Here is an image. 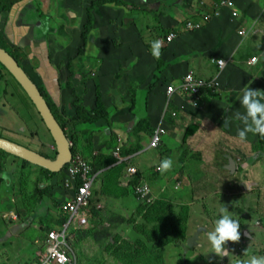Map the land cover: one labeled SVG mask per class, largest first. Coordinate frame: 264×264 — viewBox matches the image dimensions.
Wrapping results in <instances>:
<instances>
[{"label":"rangeland","instance_id":"374dc122","mask_svg":"<svg viewBox=\"0 0 264 264\" xmlns=\"http://www.w3.org/2000/svg\"><path fill=\"white\" fill-rule=\"evenodd\" d=\"M35 1L40 2L39 5L35 2L34 6L40 9L42 18L44 14L50 16L49 26L53 27L54 34L51 33L49 36L50 57L47 54L49 64L52 63V59L56 61V64L59 62L62 67H65V63L74 59L70 58L79 47L81 19L79 17L76 21H71L68 17L71 13L68 12V14L64 8L62 9V6L65 5L71 6V4H68L70 0ZM84 1L87 2L88 0H79L80 4H83ZM118 1L121 2L120 5L105 4L93 10L94 21L87 35L84 55L80 62L76 61L75 63L82 69L88 68V65L90 68H95L91 69L95 73H91L90 77L100 75L102 80L104 81L105 79L106 81V78L109 79V77L116 75L117 79L122 80L123 84H127V91L120 94V97L122 103L128 106V108H125L126 113L128 111L131 113L127 120L133 122L134 116L132 115L137 111V106L143 96L145 87L152 83L157 84L159 78L161 81L160 74L162 71L167 69L172 71V75L168 77L169 79L173 75L183 73L186 69H191L192 62H196L198 68L200 65L206 64L207 61L211 63V57L196 56V54L201 53L195 51L191 52V54L195 55L194 57L181 55L178 59L179 61L173 63L165 51L169 45H165V41L162 38L164 32L172 30L176 26L178 22L176 17L186 23L192 16H201L203 14V8H201L202 11L190 12L192 1L169 0L171 12L158 18H154L148 11L144 13L137 8L154 10L161 0ZM259 2L264 9V0H259ZM131 16L134 20L133 24L125 26L122 23L123 18ZM193 20L190 22L199 21L196 18H193ZM260 21L261 19L256 22L254 30H257L256 26ZM249 22V24H252V31L248 36L246 46H249L250 51H256L258 49L256 46L258 36L256 34L253 35L255 20L251 19ZM185 23L183 24L185 25ZM183 24L181 23L178 29H182ZM207 24L203 23L201 30L203 27L209 28V25L205 26ZM223 29L226 37L229 29L225 26H223ZM189 36L192 38L194 35L191 34ZM220 38L223 39L222 35ZM157 40L160 42V56L158 59L153 58L150 54V44ZM231 40L236 41L235 37ZM64 44L66 46L63 49ZM91 51L94 53V59L98 58L100 59L99 61L95 62L92 59H88L93 57L92 54H89ZM164 52L166 55L162 59L161 55ZM85 59H88L91 65L87 64ZM200 59L204 60L200 61ZM158 61H163L160 68L157 66ZM136 65L137 67H135ZM259 65L261 64L259 63ZM259 65L257 64L255 68L250 70L235 69L231 71L227 69V71L225 70L226 72L224 71L220 75L214 74L209 69L206 71L207 73L203 72L202 75L211 78L210 80L214 79L216 75L217 77L215 78L219 84L214 88V92H206V94L210 93V95L205 94L204 96L202 109L207 114V121L203 123L189 115V120L186 122L196 132L197 129L195 128L198 127L192 125L193 123H208L205 125V129L209 128L208 133L213 135L212 139L214 141L211 149L215 153V164L211 166L203 164L198 167L197 169H200L201 174L198 173V170L191 169V173L198 179L195 185L198 195L192 194L193 198H195L194 204L197 209L195 210L194 223L191 225L190 230L201 232L199 233L201 236L204 234L201 242L198 241V238L195 244L191 246L187 243V239H180L182 244L179 246L177 242L180 241L176 237H165V233L159 232L156 226L154 227L153 225L151 229L150 225L146 223L143 226H139L140 230L137 232L134 227H131L129 232L133 231L131 232L132 234L126 239H119L120 242L118 243L126 242L132 246L133 256L126 259L125 263H116L112 257L105 256L103 249L106 248L105 244L107 243L98 247L92 246L91 240L88 238V242L85 240L84 242L86 243L77 246V253L72 244L69 245L76 255L78 264H156L152 262L154 254L151 255L152 258L150 257V252L153 250L157 252V259L159 260H162L166 253L164 264H237V261H246L251 256H264V144L260 145L258 135L251 133L247 135L245 141H240L236 132L238 128L242 127V124L235 118L236 112H243L237 97L244 85L251 83L249 85L250 88L260 89L264 92V66L261 65L260 68ZM195 71L198 72L197 70ZM163 76V81H166L167 74ZM84 78L85 75L81 74L80 79L84 80ZM130 82H132L134 87L130 86ZM87 86L88 89L83 95V92L76 89L77 93L82 95L83 101L86 102V104H82L85 109L89 111L94 107L95 94L99 91L103 107L105 109L110 108L113 111L112 106L115 103L111 93L112 86H109V83L105 84L104 90L99 88V85L98 90H93V86ZM162 86L157 88L161 94ZM54 93L52 90L49 92L52 97ZM153 93H156L155 89L151 90L150 95ZM26 97L22 88L0 66V137L51 159L52 155L54 156V150H50L47 147L48 143H51L50 135L40 117L36 114L35 109L30 105V100L28 101ZM53 103L57 108L58 104ZM58 110L64 116L68 114V111L63 112L60 107ZM221 112L223 113L221 114ZM121 114L111 115L110 119L117 123ZM176 114L177 117L180 116V114ZM229 115L231 116L229 117ZM201 132L199 131L200 134L197 137H202L204 132ZM209 138H202V140L207 142ZM121 147H123V144ZM121 149L116 148L115 151H125ZM197 152L199 151L194 150L192 154ZM119 154L115 156V159L117 157L120 158ZM6 156H8V159H6L2 167L3 171H0V173L4 172L5 176H7V180L0 181V260H6V258L10 257H15V259L22 257V260L15 263L25 264V256H28L29 252L32 253L34 250L33 240L41 235L43 230H47L54 225V218L59 209L58 205L62 203L58 201V196H63L62 194L56 195L55 192L57 187L61 185L63 172L58 173L53 178L55 179L52 181L54 182L53 184H46L51 179L46 178V173L42 171V168L39 169V167L31 164L22 167L21 159L9 154ZM227 156L240 168L238 169L239 172L238 170L236 171L235 174L238 175H234V178H228L226 171H223L224 177L221 174L223 169L222 161H224V166H227V161H229ZM173 160L178 162L176 157ZM201 160L203 161V159ZM215 165L220 166L214 167ZM153 171L155 173H164L158 167H154ZM123 174L124 176L122 177L124 178V171ZM181 182L182 187H184L185 183ZM176 184L177 182L174 185ZM129 185L127 182L128 196L132 198V201L134 199L139 207L146 208V205L139 204L135 199L133 193L130 192ZM218 186H220L218 191L205 196L208 193H213ZM242 195L245 196L246 205L241 200ZM233 198L236 199L233 200ZM217 203L225 204L232 217L237 219L240 224L238 229L240 238L235 242H226L229 250L228 256H217L212 253L206 240L205 232L212 229L213 223L219 214L220 207L217 206ZM10 213L15 215V220L10 218ZM173 224L176 227V221ZM8 231H11L12 235H7ZM156 236H159V238L157 239ZM191 238L193 237L189 239ZM141 243L146 247L142 251L139 248ZM165 243L170 244L162 250ZM173 243H176L175 248L172 246L174 245ZM21 245L24 247L23 250ZM177 246L180 247V250ZM30 248H32V251ZM126 248H130V246ZM19 250L23 252V256L17 254Z\"/></svg>","mask_w":264,"mask_h":264},{"label":"crops","instance_id":"0c3cea01","mask_svg":"<svg viewBox=\"0 0 264 264\" xmlns=\"http://www.w3.org/2000/svg\"><path fill=\"white\" fill-rule=\"evenodd\" d=\"M192 1L190 12L199 11L202 7H204V11H212L215 6L220 4V0H188ZM39 5V1L35 0H23L19 2L17 5H15L10 11V13L4 14L2 17L3 19L0 21V26L5 29V33L8 36L11 43L14 45L19 46L22 48V51L27 52L29 62L32 64V70L33 75L38 76L37 80L38 83L40 81L42 87H45L46 91L49 93L51 90L52 92H56L57 88L54 86H57V84H53L52 80L50 78H47L46 74L43 73L44 68H48L47 66L44 67L45 61L43 59L42 62L40 61L41 55L44 56L48 54L50 48V34L53 33V27L49 26V18L50 16H47V14H44V17L40 15V12L35 10L34 4ZM237 4V11L239 12V19L235 21V23L230 22L228 12L226 10L224 11L223 17L221 19H215L213 21H210L207 25H209V28L203 27L202 30H197L194 32H188V33H182L178 35V39L175 40L173 43H165V45H169L167 49H165L166 53L170 56L173 63L178 62L179 57L181 55H187L194 57V54H191V52L197 51L196 56H204V57H211V63L207 61L206 64L200 65L199 68L197 67L196 62H192L191 69H186L183 73L179 75H173L170 77L171 82L175 83L177 80L183 76L187 72H193L196 74L197 78H203L205 80H210L211 78L205 77V75H202L203 72L207 73L206 71L209 69V71H213L214 74H219V68L216 64L212 62L213 59H225L227 61V65L225 69L221 72L223 73L225 70L230 69L231 71L235 69H251L255 68L256 65L259 63L264 66V9L261 7L259 0H236ZM37 7V6H36ZM38 8V7H37ZM64 8L65 12H70L71 14L68 15L69 19L71 21H76L77 18L80 17V14L73 10L72 7L65 5L62 6V9ZM202 11V10H201ZM49 15V14H48ZM191 15V13H190ZM196 16V15H195ZM202 16V15H201ZM201 16H196V19H199L198 22H201ZM255 17V18H254ZM178 22H181V19L176 17ZM261 19L260 22H258L256 29L255 25L256 22ZM251 19H255L254 27H253V35L256 34L258 38L256 39V51H250L249 46H246L247 39L241 41V39L237 35L238 29L245 24H249ZM258 19V20H257ZM257 20V21H256ZM223 26L227 27L229 31H227V35L225 37V32L223 29ZM176 27V26H175ZM174 27V28H175ZM193 34L194 36L190 38L189 35ZM222 35V38L220 36ZM235 37L236 41H233ZM164 41V39H162ZM234 45V46H232ZM66 45L64 44L63 49ZM244 46V47H243ZM243 47V48H242ZM188 50V51H187ZM187 53V54H186ZM89 54H92L93 57L88 58L89 60L92 59L93 61L97 62L100 59L95 58L94 59V53L91 51ZM165 52L162 53V59L165 57ZM74 56V54H73ZM71 57L70 59L74 58ZM46 57V56H45ZM253 57L257 58L256 63L249 65L248 62ZM51 59V58H50ZM88 59L86 60L87 64H90ZM184 59V58H183ZM189 59V58H188ZM73 60V73H72V79L76 83V87L83 89L87 85L93 86L94 84L91 83L92 80H89L90 74L95 73L88 65V68L82 69L79 68V65L76 66V59ZM204 59H200V61H203ZM186 61V60H185ZM33 62V63H32ZM51 66L56 71V76L60 78V90L58 89L56 98H53L52 95H50L53 98V102L57 103L58 106L63 110V112L68 111L67 115H63L66 121H68L72 114L74 113V107L72 103L75 101L74 97H71L66 89L65 85V77L68 75V71L65 67H62L59 62L51 59ZM34 64V65H33ZM261 65L259 67L261 68ZM137 67V65L135 66ZM194 69V70H193ZM176 70H178L176 68ZM197 70L198 72H196ZM53 71V70H52ZM208 71V72H209ZM225 71V72H226ZM172 71L167 69L165 71H162L160 74L161 82H163L164 74H167L166 79L168 80L169 75H172ZM174 73V72H173ZM81 74L85 75L84 80L80 79ZM214 76V79L217 82V79ZM41 77L42 80H39ZM101 78L100 83H98L99 88L104 90L105 84L109 83V86H112V90H116L117 93L120 95L123 92L127 91L126 85L122 83V80L117 79L116 75H113L111 77L106 78V81L102 80ZM105 77V76H104ZM63 78V79H62ZM88 79V80H86ZM166 80V81H167ZM42 81V82H41ZM86 81V82H85ZM133 82V80H132ZM130 82V86L134 87V85ZM169 84V85H170ZM159 86V85H158ZM76 88V89H77ZM158 88V87H157ZM155 89L156 93H153L149 96L148 105L146 108V112L144 113L145 118H148L150 121H153V118L157 121L159 124L162 111L164 110V105L166 102V97L164 96V91L162 90V94L159 92V89ZM129 89V88H128ZM114 101V100H113ZM204 101V99H203ZM207 101V99H205ZM31 103V102H30ZM32 104V103H31ZM203 104L200 106L199 109L191 110L186 108L183 112L181 111L180 116L174 119L170 120L167 119V122H164V130H165V136L161 140V146L158 150H149L147 149V140L149 137H145L143 134H139V137L144 140L138 143L139 147H135V139L132 137L133 127L135 126V123L138 119L141 120L140 116L143 114V104L140 102L137 107V111L135 115H139L137 119L133 122H129L127 119L130 117V113H126V107L128 106L123 103L120 104L118 108H116V104L112 106V110L108 108L110 111V117L111 115H116L119 113L121 114L120 119L117 123L112 122L111 127L107 128L106 130L96 129V127H93L87 131V128L84 126L78 127L76 129V132H79L80 135H75V148L76 152L74 154L78 155L84 160V156L86 159L90 160L92 158L100 157L101 155L104 158H110L113 156L115 158V149H121L126 150V154L128 156L121 157L117 159L118 161H122L126 163V168L131 167L136 169L137 173L142 177L141 182L148 185L150 190L152 191V194H154V203L152 207L159 211H163L161 213L162 217H159V219H163V227L167 229L165 232V237L172 236L174 233L171 232V225L169 224V219L167 217H171L174 221H176V235L179 239L186 238L187 243L190 237L197 236V239L199 238V242H201L203 235L201 236V232L197 230H190L191 225L194 223V214L195 210L197 209V206H195V198H193V195L197 194V177L191 173V169L198 170V167H201L203 164L211 166L214 165V158L215 153L213 151V139L212 134L208 133V129H205L206 124H192L196 125V130H193L190 125L186 124L187 120H189V115L192 117H195V119H199L201 122L205 123L207 121V114L206 112H203ZM35 109V108H34ZM139 110V112H138ZM161 111L160 115L158 116V112ZM36 112V110H35ZM115 112V113H113ZM223 112H221L222 114ZM38 115V113L36 112ZM177 115V114H176ZM39 116V115H38ZM231 115H229L230 117ZM159 119V120H158ZM169 120V121H168ZM229 123V121L227 120ZM226 123V122H225ZM157 124V125H158ZM198 125V126H197ZM200 126V128H199ZM202 126V127H201ZM69 128H65L66 137L68 133ZM190 130V133L193 134L188 136L186 133ZM103 131V132H102ZM199 131L204 132L202 137H197ZM201 132V133H202ZM214 134V133H213ZM210 137L207 142H204L202 138H208ZM3 138V137H1ZM69 139V138H68ZM105 143H111L114 145V147L110 150L105 149L104 144ZM188 143V144H187ZM123 144V147H121ZM185 145V146H184ZM47 147L51 150H54V146L52 143H48ZM139 150L138 152H136ZM194 150H197L196 154H192ZM122 151H119V153ZM125 152V151H124ZM184 152V153H182ZM229 153V152H228ZM132 154V155H131ZM0 164L3 165L6 162V159H8V156H5L3 154H0ZM178 158V162H175L173 159ZM198 158V159H197ZM166 159H169L172 161V166L164 170L162 173H155L153 171L154 167H158L159 165ZM203 159V161L201 160ZM205 159V161H204ZM195 160V161H194ZM227 160H229L227 156ZM85 161V160H84ZM92 162V161H91ZM87 165L88 163L85 162ZM223 163V169L221 171L222 176L223 171L227 172L226 167ZM89 166V165H88ZM117 165H113V168H116ZM220 165H215L214 167H218ZM237 166V170L240 169ZM90 167V166H89ZM225 167V169H224ZM91 169V168H90ZM216 169V168H215ZM109 170V168H108ZM105 171H100L97 173H93L91 170V174L94 177V184L92 187L91 192V206L92 209L95 208L100 212L98 216H96L95 219L91 218V213L88 218V225L83 231H87L89 229H97L98 231H102L105 229H110V236L111 239H114L117 242V245L119 246V243L121 239H126L127 237L132 234L129 232L131 227H134L136 232L140 230L139 226H143L146 224V221H144L145 218H143L144 213H139L140 207L138 204L134 201H132V198H130L128 195H126V186L128 179L123 178L124 176L123 172L122 174L116 173L120 176L115 174H111L110 177L104 176ZM239 172V170H238ZM198 173L201 174L202 172L200 169L198 170ZM228 178H234L235 176L230 175L229 172H227ZM159 174L158 177L155 179V181L151 182L149 178H151V175ZM207 175V174H205ZM218 175V174H217ZM238 175V174H235ZM221 177L220 175H218ZM63 178L65 179V175L63 174ZM222 178V177H221ZM117 179V183L112 182L109 184H106V182L113 181ZM55 179H51V181H47L46 184L53 183L52 181ZM185 183L184 187H182V182ZM51 182V183H50ZM177 182L176 185H174ZM219 187L214 190L213 193H208L205 196H209L211 194H214L216 191L219 190ZM56 195H63L58 196V201H61L62 203L64 201H67L70 197V192L67 190H64L63 184L57 187ZM243 196V195H242ZM62 197V198H61ZM236 198H233L235 200ZM223 200V198H221ZM244 201V204L246 205V199L245 196L242 197ZM221 204L223 203H217V206L221 207ZM225 206V204H223ZM226 207V206H225ZM227 209V208H226ZM228 210V209H227ZM230 212V211H229ZM138 213V214H137ZM55 216V222L58 219V216L61 217L60 209L56 212ZM139 215V216H138ZM34 217V216H32ZM147 220H151L150 218H147ZM207 220V219H206ZM54 225L50 228H53ZM159 226V225H158ZM150 228H153V225H150ZM14 231V229H12ZM21 230V229H20ZM19 230V231H20ZM169 230V231H168ZM129 232V233H128ZM168 232V233H166ZM45 233L46 230H43L41 235H39L37 238L33 240V246L34 250L32 253L29 252L28 256H25V264H29L33 258L35 257L36 252L39 250V245L43 242L45 239ZM12 235L11 231L7 232V235ZM122 235V236H121ZM30 237V236H29ZM120 239V240H119ZM86 242H88V239H86ZM82 242V244L86 243ZM198 242V243H199ZM126 243V242H123ZM122 243V244H123ZM19 244V243H18ZM113 244V242H112ZM131 245L130 243H126ZM173 247L176 245V243H173ZM91 245L93 243L91 242ZM181 244L179 243V246ZM177 246L180 250V247ZM175 248V247H174ZM173 248V249H174ZM21 249L23 250L24 247L21 245ZM32 251V248H30ZM23 252L21 250L18 251L17 254H22ZM154 254V257L152 258L151 255ZM107 257H112L115 261V257L119 258L121 256H113L112 252H109ZM150 257L153 259L152 262L156 264H164L165 257H163L162 260L157 259V252L151 253ZM145 259V258H144ZM22 260V257L15 259L10 257L6 258V260H0V264H16L15 262ZM116 263H120L119 261H115ZM149 263V261H147Z\"/></svg>","mask_w":264,"mask_h":264},{"label":"trees","instance_id":"16d2710c","mask_svg":"<svg viewBox=\"0 0 264 264\" xmlns=\"http://www.w3.org/2000/svg\"><path fill=\"white\" fill-rule=\"evenodd\" d=\"M21 1H23V0H0V19L2 20L3 19L2 16L4 14L10 13V11H12L13 7ZM168 1L169 0H161L160 3L158 2L157 8L154 10H147L145 8H144V10H142V8H137V9H139L141 12H144V13H147V11H148L153 15L154 18H158L161 15H168L171 12ZM86 3H88V4H86ZM120 3L121 2L118 0H88L87 2L84 1L83 4H80L79 0H70V3H68V4H71L70 7H72L74 11H76L77 13L80 14V19H81L80 20L81 21V24H80V26H81L80 44H79L78 49H76V52L74 53V56H73L74 59L77 60V62H80L81 58L84 55L85 46L87 43V35H88V33L92 27L93 21H94L93 10L96 7H100V6L105 5V4L120 5ZM202 8L205 9L204 7H202ZM35 10L40 12V9L37 7H35ZM203 12H207V11H203ZM195 17L196 16H192L188 22L194 21L193 18H195ZM133 22H134V20H133L132 16L129 18H123V21H122V23L125 26H128L130 24L132 25ZM181 23L183 24L185 22L183 20L181 22H177L175 28H173L172 30H167V32H164L163 38H165V36L169 32L176 30L178 28V26H180ZM173 42H171V43H173ZM0 47L2 49H4L6 52H8L20 66L22 63L21 67H22L23 71L26 73V75L32 81V83H34L36 85L40 95L43 97V99H44L46 105L48 106L51 114L56 119L60 128L63 129L64 134H66L65 128H67V127L69 128L67 136H68V138L72 144V147L70 149L72 154H74L76 152V148L74 146L75 145V135L74 134L80 135L79 132H76V129L78 127L84 126L87 128V131L93 127H96V129L93 128L95 130L101 129V128L106 130L107 128L111 127L112 122L110 121V111L108 109H105V107H103L102 102H101L100 97H99V91H98V93L95 91L96 92V94H95L96 99H95L94 107L91 108V110L88 111L87 109H85L82 106L83 103L86 104V102L83 101L82 95L86 93L88 86L84 87L83 89L76 87V85H75L76 83L74 82V80L71 77L72 73H73V63H72L73 60H70L66 65V70L68 71V75H67V77H65V81H66L65 85H66V89H67L69 95L71 97H74V99H75V101L72 103V105L74 107V113L72 114V117L68 121H66L67 119L64 118L63 114L59 113L58 108H56L54 103H53V101H54L53 98H56L58 89L60 90V83L61 82H60L59 76L58 77L56 76V71L51 66V64H49L50 62H49L48 56L45 55V53H44V56L42 55V59L45 61V64H46L44 67H46V66L48 67V68L43 69V73L46 74L47 78H50L52 80L53 84H57V86H54L55 88H57V90L54 93L53 98L46 91L45 87H42L40 81L38 83V80H37L38 76L33 75L32 64L29 62L27 52L22 51V48L11 43V41L9 40L8 36L5 33V29H3L2 26H0ZM40 61L42 62V60H40ZM162 62H160V61L157 62V66L159 68L162 65L161 64ZM0 66L14 79V77L6 70V68L1 63H0ZM99 76L100 75L89 79V80H92L91 82L94 84L93 90H96V89L98 90V83H100V80H101V78ZM39 80H42L41 77L39 78ZM14 81L17 83V81L15 79H14ZM170 82H171V79L169 78L167 81H163L161 83L160 78H159V81L157 82V84L152 83V84L145 87V91L143 93V96L140 98V102H142V104H143V114H142V116H140V118L143 121H140V119H138L135 123V126L133 127V132H132V137L135 139L134 140L135 141V147H139L138 143L141 142L142 140H144L145 137H151V135L153 134V132H154V130L158 124L157 121L155 120L156 118L155 119L153 118V121H150L148 118H145V116H144V113L146 112V108H147V105L149 102L148 98H149V95L151 94V90L156 89L158 87V85L159 86L163 85L162 90L164 91V96H165V89L170 84ZM76 88L79 91L83 92L82 95H79L77 93ZM209 91L213 92L210 89H206L203 91L202 101L204 99L206 92H209ZM111 93H112V96L114 98V103L116 104V107H115V110H116V108H118L120 106V104L122 103V100H121L120 95L118 93H116L115 90H112ZM206 95H210V93H207ZM26 98H28V97H26ZM28 101H29V99H28ZM29 103H30V101H29ZM30 105L34 109V106L31 103H30ZM169 109H170V111L177 110L175 108L173 110L171 107ZM196 111H197V109H196ZM138 112H139V110H138ZM128 113H130V112L128 111ZM160 113H161V111H159L157 113L158 116L160 115ZM130 115H131V113H130ZM132 116H134L133 120L135 121L139 115L134 114ZM139 134H143L144 138L142 139L141 137H139ZM186 134L188 136H190L193 133L191 134L190 130H188ZM258 141H259L260 145L264 144V138L260 137L259 135H258ZM51 143L53 144L52 139H51ZM104 146H105L106 151L110 150L114 147V145L111 143H108V144L105 143ZM159 148L160 147H158V149ZM158 149H156V150H158ZM138 151L139 150H137L136 152H138ZM125 153H126V150H125V152L124 151L120 152V156L122 154L123 155L121 157L128 156V154L125 155ZM0 154H3L5 156L8 155L7 153H5L1 150H0ZM249 158H251V157H249ZM84 160H85V162L88 163V165L90 166L93 173H97V172H100L102 170V171H105L104 176L110 177L111 174H115V175H117V179H118V176H120V175H118L116 173L122 174V172L126 168L125 162H123V163L121 162L120 164H118L119 161L117 159H115L113 156H111L108 159V158H104L101 155L100 157L92 158L91 159L92 162L90 160L86 159V157L84 156ZM28 164L29 163L22 161V167H24L25 165H28ZM117 164H118V166L116 168L112 167L113 165H117ZM66 168H67V166L64 167L65 171H66ZM108 168H109V170H108ZM64 170L62 172H64ZM0 171H3V169L1 167H0ZM42 171L46 173V178H48L49 180L53 179L57 175V174H52V173H50L46 170H43V169H42ZM5 175L6 174L4 172L0 173V181L4 180L3 177ZM158 175L159 174L151 175V178H149V180L151 182L155 181V179L158 177ZM141 178L142 177L136 171V174H135L133 180L131 181V184L129 185L130 192H132L133 188L138 185ZM117 179H115L113 181L106 182V184H109L112 182L117 183ZM78 186H79V183L76 182V184L74 186V181H73L70 184V190H74ZM126 195H128L127 190H126ZM61 204L62 203H60L58 206H60ZM146 208L140 207V209H139V213H144V216H143V218H145L144 221H146V223L148 225H154V227L156 226L158 231L163 234V232L167 230L162 225L163 219H159V217H162L161 213L163 211H159L152 206H149V207L146 206ZM90 213H91L92 219H95L96 216H98L100 214V212H98V210H96L95 208L92 209L91 201H90ZM147 218H150L151 220L148 221ZM168 219H169V224L172 225L174 223V220L172 218H168ZM64 221H65V217H59L58 216V219L55 222L54 228L59 227L61 224L64 223ZM50 229L51 228L47 229V231ZM175 231H176V227L173 224L171 226V232H173L174 234L171 237H176L180 241V239L176 235ZM110 232H111L110 229H105V230L102 229V231H98L97 229H89L87 231H83V230L82 231H76L73 235V240L71 243L72 247L75 249V251L77 253V246L81 245L82 242H84L88 238H89V240H91L93 245L97 246V247L107 243V244H105L106 248L103 249L104 254L107 255L108 252H112L113 256H114V254H115V256H121L119 258L115 257V261H119L120 263H125L126 259H129L130 257L133 256L132 246L129 244H126V243H123V244L119 243V246H118L117 242L114 239H111ZM166 233H168V232H166ZM156 238L158 239L159 236H156ZM183 239H186V238L182 237L181 240H183ZM112 242H113V244H112ZM177 243L182 244L181 241L177 242ZM168 244H170V243H165L162 247V250ZM127 246H130V248H126ZM139 248L142 251L146 247L143 243H141L139 245ZM153 252H156V251L153 250L150 253H153ZM126 264H129V263H126Z\"/></svg>","mask_w":264,"mask_h":264},{"label":"built area","instance_id":"2783aa9c","mask_svg":"<svg viewBox=\"0 0 264 264\" xmlns=\"http://www.w3.org/2000/svg\"><path fill=\"white\" fill-rule=\"evenodd\" d=\"M236 0H220V4L215 6L212 11L203 12L201 22H186L182 26L184 32H194L200 30L203 23H209L215 19H221L224 11L228 12L230 22L235 23L239 19V12L237 11ZM255 20V19H253ZM252 24L242 25L237 35L241 41L248 38L252 31ZM176 31L169 32L165 38V43L173 42L178 36ZM253 59V58H252ZM249 60L248 64L256 63ZM212 62L219 68V74L225 69L227 61L223 58L213 59ZM219 84L215 80H205L197 78L193 72H187L180 77L177 82L168 85L165 89V105L159 124L155 128L151 137L147 140V149L156 150L161 146V140L165 136L164 120L167 113L171 118L176 117L174 111L169 112L172 105L177 104L179 110L184 111L186 108L191 110L199 109L202 105L203 91L206 89L214 90ZM71 145V144H70ZM119 153L115 152V156ZM117 159H119L117 157ZM68 180L65 182V187L70 188V184L74 181L79 186L73 190L69 200L60 207V213L65 217V221L59 227L48 230L45 233V239L38 246L39 250L36 252L35 257L29 264H78L76 255L70 249L69 243L72 241L73 234L82 230L87 226V209L89 207L90 192L93 187L94 177L91 174L90 167L78 155H73L67 167ZM125 179L129 181L133 179L136 170L131 167L125 168ZM127 181V182H129ZM131 182V181H130ZM133 195L135 199L142 205H152L154 203V196L148 185L141 181L133 188ZM9 216L16 219L13 213ZM14 217V218H13Z\"/></svg>","mask_w":264,"mask_h":264},{"label":"clouds","instance_id":"9594fccd","mask_svg":"<svg viewBox=\"0 0 264 264\" xmlns=\"http://www.w3.org/2000/svg\"><path fill=\"white\" fill-rule=\"evenodd\" d=\"M174 31H176L178 33L177 36L182 34V33H188L185 31L183 32L181 29H178V28ZM162 39H164V38H162ZM150 54L152 55L153 58H156V59L159 58V56H160V42L158 40L151 42ZM255 60H256V58L253 57L252 62L254 63ZM250 84L244 85L241 88L240 94L237 97L239 105L243 108V112L238 111L235 114V118L237 120H239L240 123L242 124V127L238 128L237 132H236V135L240 141H245L246 137L249 133H251L253 135H259L260 137L264 138V92H262L260 89L250 88L249 87ZM213 92H214V90H213ZM174 108L177 110H174ZM172 109L174 110L175 113L181 112V110H179V108L177 107V104L172 105ZM168 111L172 112V111H170V109ZM175 118H171L169 116V114L167 113V116H166L164 122H166L167 119L174 120ZM69 142H70V140H69ZM70 144H71V142H70ZM53 146H54V144H53ZM71 147H72V144L70 145V149H71ZM54 152H55V149H54ZM73 155H75V154L71 155V159H72ZM45 158H47V157H45ZM53 158H54V156L52 155L51 159H53ZM47 159H50V158H47ZM119 162H122V161L120 160ZM68 165H69V163L66 166L68 167ZM171 166H172V161L169 159H166L159 165V170L164 171V170L169 169ZM63 170H64V168L62 169V171ZM62 171H60V172H62ZM66 171H67V168H66ZM66 171L64 170V172L62 173L65 175V179L62 178L61 185L63 184L64 190L69 191L70 195H71L73 193V190H70V188L65 187V182L68 180V173ZM236 171H237V166H236ZM124 172H125V170H124ZM56 174H58V173H56ZM3 178L5 180H7V176H4ZM124 178H126V177H124ZM132 180H130V181H132ZM130 181L128 182L129 184H131ZM91 192H92V189H91ZM91 192H90V194H91ZM151 193H152V191H151ZM152 196H154V194H152ZM90 201H91V196H90V200H89V207L86 211L88 218H89V210H90ZM65 202L66 201H64L59 206V209ZM152 205H149V206H152ZM61 217H64V216H61ZM13 220H15V219H13ZM87 221H88V219H87ZM87 225H88V222H87ZM239 226H240V224H239L238 220L234 219L232 217V215L230 214V212L226 209V207L223 204H221V207L219 208L218 217L215 219L213 226H212V229L210 231L205 232L206 240L210 246L211 252L216 254L217 256H228L229 250L226 246V242H235L240 238V232L238 230ZM54 227L51 229H54ZM84 229H82V230H84ZM82 230H78V231H82ZM46 232H47V230H46ZM72 240H73V238H72ZM71 243H72V241L69 244H71ZM237 264H264V256H259V257L258 256H251L246 261H242V262L237 261Z\"/></svg>","mask_w":264,"mask_h":264},{"label":"water","instance_id":"95a60500","mask_svg":"<svg viewBox=\"0 0 264 264\" xmlns=\"http://www.w3.org/2000/svg\"><path fill=\"white\" fill-rule=\"evenodd\" d=\"M0 63L14 77L17 83L21 86L22 91L34 106L53 141L55 152L53 159H47L28 148L1 137L0 150L33 166L42 168L52 174L59 173L71 159L72 153L70 150L69 140L64 134L63 129L60 128L56 119L51 114L36 85L32 83L23 71L22 67L14 60V58L1 47ZM226 170L230 172V174L235 175L236 164L232 159H229ZM197 240V236H195L194 238L188 240V244L192 246Z\"/></svg>","mask_w":264,"mask_h":264},{"label":"flooded vegetation","instance_id":"af4514ba","mask_svg":"<svg viewBox=\"0 0 264 264\" xmlns=\"http://www.w3.org/2000/svg\"><path fill=\"white\" fill-rule=\"evenodd\" d=\"M229 162V161H228ZM228 172V171H227Z\"/></svg>","mask_w":264,"mask_h":264}]
</instances>
